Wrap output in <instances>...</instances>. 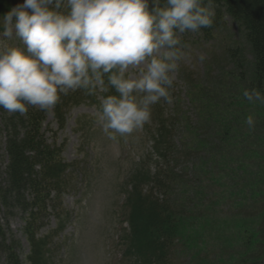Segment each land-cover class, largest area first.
I'll return each mask as SVG.
<instances>
[{"label":"trees","instance_id":"1","mask_svg":"<svg viewBox=\"0 0 264 264\" xmlns=\"http://www.w3.org/2000/svg\"><path fill=\"white\" fill-rule=\"evenodd\" d=\"M20 3L23 0H0V17ZM215 10L214 25L195 34L208 42L227 19L244 30L253 61L247 62L240 53L235 54L236 50H230L235 70L244 68L249 77L234 72V91H239L241 99L226 105V110L230 106L240 107V111L224 114L218 104L207 110L203 102L193 125L178 108L167 114L168 103L163 100L153 106L150 124L144 128L152 141V152L142 159L146 170L130 179L128 195V253L142 264H176L185 247L208 243L201 232L219 228L222 214L218 205L224 202L244 210L247 200L257 206L248 205L252 214L242 218L237 213L230 215L237 220L232 225L239 232L234 244L241 242L239 255L229 254L230 264L236 259L237 264L264 261V205L260 203L264 204V104L250 103L243 96L244 90L252 88L264 93V0H215ZM175 87L174 83L172 94ZM110 94L116 93L76 91L61 96L51 110L58 130L64 129L72 107L95 105L99 111L102 97ZM48 113L30 107L27 116H21L0 108L5 152L0 154V213L7 217L20 214L29 248L21 262L15 254L19 242L5 233L0 223V264L53 263L58 249L54 238L63 231V220L69 218L62 197L77 189L81 166L63 159L65 143L58 142L55 130L49 128L51 134L46 136L43 124ZM250 114L256 117L252 129L245 123ZM76 123L81 125L80 120ZM50 218L55 222L53 229L49 228ZM225 225L223 230L228 227ZM212 264H225V260L218 257Z\"/></svg>","mask_w":264,"mask_h":264},{"label":"clouds","instance_id":"2","mask_svg":"<svg viewBox=\"0 0 264 264\" xmlns=\"http://www.w3.org/2000/svg\"><path fill=\"white\" fill-rule=\"evenodd\" d=\"M215 18V0H23L0 18V108L27 116L30 107L53 110L70 92L114 90L97 121L109 139L130 136L154 105L173 102L183 34ZM243 96L264 104L256 88ZM245 123L254 128V116Z\"/></svg>","mask_w":264,"mask_h":264},{"label":"rangeland","instance_id":"3","mask_svg":"<svg viewBox=\"0 0 264 264\" xmlns=\"http://www.w3.org/2000/svg\"><path fill=\"white\" fill-rule=\"evenodd\" d=\"M2 17L3 15L0 18ZM226 21V25L216 30L208 42L200 40L195 33L183 34L181 39L185 46L184 56L179 61L174 81L176 87L172 94L173 102L166 106L167 114L178 108L195 125L203 102H206L204 105L207 110L218 104L223 108L224 114L229 110L240 111V107L230 106H227L226 110L228 103L241 99L239 91H234L236 82L233 74L234 72L242 74L246 78L249 76L244 68L235 70V61L229 57L230 50H236L235 54L240 53L247 62H252L253 59L244 30L229 19ZM9 42L13 45L21 44L15 38ZM201 53L206 57L203 62L197 59ZM240 104L243 105V109H248L243 102ZM253 110L254 105L250 113ZM97 113L95 105L81 104L68 112L63 131L58 130L50 113L43 125L47 137L51 134L48 132L49 128H52L56 130L58 142L65 143L62 153L64 160L76 161L81 166L77 174V189L63 197L62 206L69 214V218L63 220L65 227L62 233L54 238L58 249L54 252L55 261L51 260L50 262H53L51 264H142L134 254L128 253L130 246L127 239L129 234L127 217L130 211L128 195L130 179L146 170L142 165V159L152 152V141L145 133V126L130 136L109 139L97 121ZM251 115L256 119L254 114ZM77 120H80L81 125H77ZM178 132H182V129ZM0 154L5 155L1 130ZM247 201L245 209L250 208L248 205L251 204L252 207H257L253 201ZM260 203L261 206L264 205ZM244 210L234 209L224 202L222 206L218 205V211L222 214L219 228L213 226L201 232L202 236L208 237V243L185 247L175 260L176 264H212L218 257L223 258L225 264H230L229 254L238 256L241 244L238 241L234 244L239 232L232 225L237 220L233 221L230 215L237 213L242 218L244 215L247 217L252 214L250 213L252 209L243 213ZM14 213L12 217H7L1 212L0 223L4 232L19 242L20 246L15 254L22 262L29 248L22 233L24 221L19 213ZM225 223L228 227L223 230ZM50 226L55 227L52 218ZM47 229L42 232L45 234ZM238 260L231 264H237ZM261 264H264V261Z\"/></svg>","mask_w":264,"mask_h":264}]
</instances>
